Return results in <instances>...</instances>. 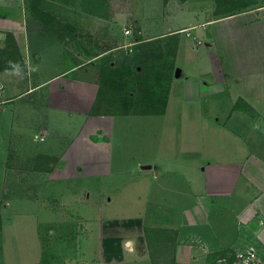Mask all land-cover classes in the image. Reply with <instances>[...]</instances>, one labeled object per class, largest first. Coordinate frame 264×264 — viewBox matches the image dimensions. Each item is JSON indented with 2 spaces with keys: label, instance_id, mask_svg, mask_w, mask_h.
Masks as SVG:
<instances>
[{
  "label": "crops",
  "instance_id": "0c3cea01",
  "mask_svg": "<svg viewBox=\"0 0 264 264\" xmlns=\"http://www.w3.org/2000/svg\"><path fill=\"white\" fill-rule=\"evenodd\" d=\"M36 6L0 0V187L9 194L10 220L20 209L36 219L37 229L42 218L61 219L64 210L56 205L65 204L78 229L136 220L166 231L177 263L211 264L220 253L249 248L264 258V0H156L131 14L137 29L131 52L119 44L98 54L89 41L79 51L63 46L79 40L74 27L63 25L70 39L47 32L58 20L36 19L31 13ZM143 43L159 45L170 68L161 109L154 103L152 79L145 90L137 87L144 88L141 83L135 90L121 88L140 74ZM115 51L122 54L110 62ZM121 66L132 74L116 77L112 96L118 98L111 108L128 104L137 111L92 114L98 96L101 105L106 101L105 70ZM182 120L189 124L183 127L186 139L199 142L185 148L179 166L169 139L173 144L174 123ZM121 123L134 125L148 148L124 153L120 137L128 128ZM160 127L167 136L164 161L147 136ZM206 130L225 135L236 147H204ZM164 134L158 132L157 139L164 141ZM126 172L139 174L130 184L135 208L125 206L118 218L98 216L92 197L111 203L112 192L126 193L122 181H115ZM94 180L98 186L92 191ZM16 199L27 205L17 206Z\"/></svg>",
  "mask_w": 264,
  "mask_h": 264
},
{
  "label": "rangeland",
  "instance_id": "374dc122",
  "mask_svg": "<svg viewBox=\"0 0 264 264\" xmlns=\"http://www.w3.org/2000/svg\"><path fill=\"white\" fill-rule=\"evenodd\" d=\"M31 3L38 4V7L36 6L38 9L33 10V5L31 8V13L37 16L36 19L38 18L41 21H45L46 19L47 21L54 18L58 20L55 26L46 27L47 32H49L48 30L57 31L58 33L62 32L63 36L61 37L68 35V39H70L71 33L63 25L70 23L74 27L73 35H76L79 40L75 39L76 43L72 40L68 46V42L65 40L63 41V46L65 45L68 48H74L76 51H79L84 42L89 41L93 43V53L98 54L110 46L113 47L119 44L122 46L119 49L131 52L126 50L127 47L124 46L134 42L137 36V29L134 26L135 23L132 21L131 14L133 11L136 14L142 13V10L146 6L156 4V0H30ZM40 12L52 17H48ZM125 29H129L130 32L125 34ZM39 30L41 34L46 32L41 28ZM143 44L146 46L142 48L146 49L145 51L147 52L141 55L142 58H145L147 55L148 57L145 60H155L164 63L166 60L165 55L158 51L160 49L159 45ZM135 45H132L130 48L133 49ZM121 54L118 51L113 52L110 55V62ZM107 60L105 59L101 63V66L106 64L105 61ZM108 82L107 80V93L103 97L106 99V102L104 105H101L104 109L107 104H113L115 98H118L112 96L113 91L110 89ZM152 83L154 84L155 80ZM124 87L131 86L125 85L121 87L122 90ZM33 121L34 119H31L30 123ZM144 125L148 126L149 124ZM170 125L169 136L171 133ZM174 125L173 144H171L169 139V147L171 152L173 150V155L169 154V156L170 158L173 156V163L175 165L181 166L185 159V148L189 146L196 147L199 141L197 139H186L183 127L189 126L187 122L182 120V123H174ZM206 125L211 127L213 123H206ZM121 126L132 130L131 132L128 129L123 131L122 137H120L122 143L121 149L124 153L126 151H134L135 149V155L141 149L148 148V143L145 142L146 139L140 140L143 136L140 133H136L134 125L121 123ZM138 130L145 133L144 128ZM158 132L161 136V134L165 133V129L161 127L157 131L152 129L147 136L149 139L152 136L150 142H154L158 150L162 151L161 155H158V159L159 161H164L166 155L163 153V147L166 146L167 136L164 134V141L160 138L157 139ZM197 132L198 130H196ZM210 132L206 130L207 136L204 147L212 149H215V146L216 148L223 149L236 147L235 141L226 138L225 135L220 136L214 133L210 134ZM126 164L131 165V162H127ZM137 174L126 172L122 176L116 177L115 181H122L123 190L127 189L126 193L122 194L121 192V195L118 196L116 194L112 195V192L111 196H113V200L111 203L106 202L104 197L94 194V197H92V210L103 218H118L124 215L122 212L125 206H128L130 209L135 208L133 202L135 188L134 186L130 187V184L131 181L139 176ZM164 176L162 178L167 179L168 175ZM89 186L92 191H95L98 186L97 180L92 181ZM5 190L4 187H0V264L2 261L5 264H34L38 260L40 264H181L177 263L172 256L173 243L171 234L157 228L141 227L136 220H104L99 222L98 225L95 222V225L88 226L86 224L84 227L80 226L78 229L70 213L68 214L65 211V208L68 207L65 204L56 205L58 208L64 210V215L61 219L51 220L42 218L40 222L44 223L39 225L37 229H35L36 219L30 213H24L20 209L13 211L15 216L10 220V212H7V198L9 194H5ZM22 203H24V200L16 199L17 206L21 207ZM24 204L27 205V203ZM49 204L52 205L51 203ZM167 213V217H175L172 213ZM84 230H87L88 235L82 236ZM83 238L87 239V246ZM125 242L128 243L125 244ZM130 242H132V245ZM136 254H138L137 261L135 258L132 259L133 256H137ZM122 257L123 260H121Z\"/></svg>",
  "mask_w": 264,
  "mask_h": 264
},
{
  "label": "trees",
  "instance_id": "16d2710c",
  "mask_svg": "<svg viewBox=\"0 0 264 264\" xmlns=\"http://www.w3.org/2000/svg\"><path fill=\"white\" fill-rule=\"evenodd\" d=\"M37 1V0H36ZM166 0H164L165 2ZM140 48V47H139ZM146 49L140 48V53L146 54L147 51H145ZM141 57V56H139ZM148 56L146 55L145 58H147ZM145 58L140 59L142 61V68L140 71V74L137 77H131L132 80H126L124 83H127V85H130L133 90H135L137 87L145 90L148 88H151V84H150V80L152 79V81L155 83L153 85V93H157L156 95V100L154 101V103L156 105H158V107L161 109V107L164 105L165 103V98H166V88L168 86V81L171 77V74L169 72L170 68L168 67V61L165 60L164 63L159 62V61H155V60H145ZM166 59V58H165ZM126 73V74H125ZM132 71L130 70V68L128 66L124 67H116L113 69H107L104 72V75L106 76V79L112 81V82H108L110 89L113 91L112 95H114V93L116 92V90L118 89V81L116 80L118 76H128L131 75ZM130 82V84H129ZM141 83L143 87H141V85L139 84ZM135 85H140L135 87ZM103 93L100 92V94ZM124 93V92H123ZM124 99L126 100V102L129 100L132 102V97H130L127 93H124L123 95ZM100 99L101 97L98 96V99L96 100V102L93 104L92 106V110L91 113L95 114V113H99L102 111H119V110H123L125 112H131V109H134L135 111H137V109H135L134 107L129 106L128 104H126V106H122L121 109H117L118 106L114 105V109L111 108V103L107 104L106 108H102L101 104H100ZM106 102V101H105ZM132 104V103H129ZM34 264H39V263H34Z\"/></svg>",
  "mask_w": 264,
  "mask_h": 264
},
{
  "label": "built area",
  "instance_id": "2783aa9c",
  "mask_svg": "<svg viewBox=\"0 0 264 264\" xmlns=\"http://www.w3.org/2000/svg\"><path fill=\"white\" fill-rule=\"evenodd\" d=\"M129 29H125L124 33L128 34ZM136 44L134 42L124 45L126 50L131 51V46ZM122 47V46H121ZM42 139V137L40 138ZM211 264H264V258L252 249L237 250L233 253H220Z\"/></svg>",
  "mask_w": 264,
  "mask_h": 264
}]
</instances>
